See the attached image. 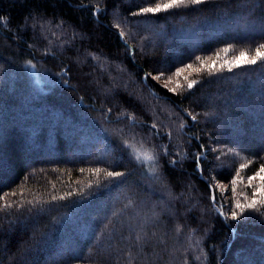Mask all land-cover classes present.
I'll list each match as a JSON object with an SVG mask.
<instances>
[{
    "label": "trees",
    "instance_id": "1",
    "mask_svg": "<svg viewBox=\"0 0 264 264\" xmlns=\"http://www.w3.org/2000/svg\"><path fill=\"white\" fill-rule=\"evenodd\" d=\"M168 2L0 0V264H264V0Z\"/></svg>",
    "mask_w": 264,
    "mask_h": 264
},
{
    "label": "snow or ice",
    "instance_id": "2",
    "mask_svg": "<svg viewBox=\"0 0 264 264\" xmlns=\"http://www.w3.org/2000/svg\"><path fill=\"white\" fill-rule=\"evenodd\" d=\"M208 0H169L168 3H164L163 5H156L155 7H149V8H144L142 9V12H146V13H157L160 12L162 10V8L164 10L170 9V8H174V7H180L181 5L187 6V5H198V4H203V3H207ZM261 49H264V44L260 45L256 50H255V55L250 57L248 56L247 53L241 51L239 53L238 56H235V58L231 61L228 62L226 61L225 63L229 65V70H231L232 67H239L241 66V64L243 63H247V64H255L257 63L258 59L264 60V51H262ZM229 49L225 48L223 49L224 53H228ZM198 60H200V58H197ZM215 62H213L214 64ZM204 66V61H201V67ZM193 66L192 65H187L186 68L191 69ZM209 67H212V65H209ZM197 71H199V69H196ZM183 71H185V69H178L177 72L175 73L176 76H179ZM157 79H159L157 77ZM187 79V78H186ZM171 79L168 80V83H171ZM196 83L195 80H192L190 82H188L187 87L190 89L193 87V84ZM167 86V85H165ZM179 87V85L177 86ZM170 91H174V89H170ZM193 119H195V117H193ZM145 158L147 159H152L151 156L145 155ZM197 165L199 166V158H197ZM246 167L245 165H241V170ZM241 170H238L236 172V176L235 178H233V180L231 181L232 185L234 186L232 188V191L235 193L236 192V187L235 185L238 182V179L240 181H243L245 179V177H243L241 175ZM96 173L100 172V169H96L95 170ZM122 173L120 172H114V171H107L105 172V176L106 177H119L121 176ZM247 182H248V186L252 187V182L256 179H259L260 181L264 182V165H261L260 168L253 174V175H249L246 177ZM260 194L261 196V203H264V183H262L259 187H255L251 193V202L247 203V204H242L239 201H237L235 203V207L237 209H241L243 210L245 207L249 208V209H254L257 206V194ZM61 199H63V197H60ZM53 199H55V197H53ZM231 219L236 220L237 219V212L233 211L231 213Z\"/></svg>",
    "mask_w": 264,
    "mask_h": 264
},
{
    "label": "rangeland",
    "instance_id": "3",
    "mask_svg": "<svg viewBox=\"0 0 264 264\" xmlns=\"http://www.w3.org/2000/svg\"><path fill=\"white\" fill-rule=\"evenodd\" d=\"M133 148H136V147H133ZM134 151H141V149L140 150L139 149H135ZM137 155L141 157V155H139V154H137Z\"/></svg>",
    "mask_w": 264,
    "mask_h": 264
}]
</instances>
